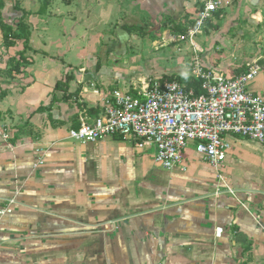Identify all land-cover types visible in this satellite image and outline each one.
<instances>
[{
    "label": "crops",
    "instance_id": "obj_1",
    "mask_svg": "<svg viewBox=\"0 0 264 264\" xmlns=\"http://www.w3.org/2000/svg\"><path fill=\"white\" fill-rule=\"evenodd\" d=\"M64 1L81 14L56 13V0H3L14 29L23 17L14 7L25 12L29 40L7 48L0 26V210L16 202L0 218V264H264V143L230 137L219 170L190 146L184 169L167 171L140 140L69 137L119 85L137 92L147 79L190 77L188 58L170 73L153 58L144 67L129 54L141 30L125 27L162 33L200 0ZM223 2L230 20L251 12L249 0ZM67 77L69 99L51 118L38 113ZM263 81L248 90L264 98Z\"/></svg>",
    "mask_w": 264,
    "mask_h": 264
},
{
    "label": "built area",
    "instance_id": "obj_2",
    "mask_svg": "<svg viewBox=\"0 0 264 264\" xmlns=\"http://www.w3.org/2000/svg\"><path fill=\"white\" fill-rule=\"evenodd\" d=\"M223 9V0H200L192 23L182 24L185 34L172 39V43H190L195 54L190 78L200 83V93L162 77L147 79L137 92L117 89L105 100L103 114L71 130L70 139L85 144L117 135L131 137L154 148L156 164L167 171L184 169V153L190 146L219 170L233 147L230 137L264 143V98L248 90L264 68L255 62L229 77L205 67L199 59L195 38L206 34L209 23ZM42 164L39 160L35 167ZM15 204L9 201L0 210V218L11 214Z\"/></svg>",
    "mask_w": 264,
    "mask_h": 264
},
{
    "label": "rangeland",
    "instance_id": "obj_3",
    "mask_svg": "<svg viewBox=\"0 0 264 264\" xmlns=\"http://www.w3.org/2000/svg\"><path fill=\"white\" fill-rule=\"evenodd\" d=\"M54 7L56 13L60 10L62 13L73 11L81 14L76 5H68L64 0H56ZM234 8L239 11L242 4L236 2ZM250 9L249 16H240L241 18H234V20L228 18V16L234 15V10H226L225 13L220 12L216 20H213L212 24L209 23L205 30L206 34L195 38V42L200 47L199 59L202 61L203 56V58L208 59L205 63L208 68H214L220 73L233 77L225 73L228 68H233L237 74L248 69L255 61H261L258 60L259 58H263L262 62H264V17L261 16V14L264 15V7ZM252 15L259 17V19L256 18V20ZM194 16V12L193 14L182 15L180 21L177 22L178 24H167L169 27L162 33L151 32L147 27L143 28L144 30L135 33V41H132V37L129 38V43L134 44V50L130 51L129 54L143 57L141 64L144 67H147L145 64H150L149 59L153 58L151 61L156 60L159 65L165 68L167 73L174 71L169 69L181 65L184 61L187 64L188 59L190 64L188 63L187 67L193 69L192 62L195 54H193L190 43L179 41L168 44V42L179 35H184L185 33L178 31V28L184 23H192ZM167 77L177 78L176 75ZM118 88L128 92L122 85H119Z\"/></svg>",
    "mask_w": 264,
    "mask_h": 264
},
{
    "label": "trees",
    "instance_id": "obj_4",
    "mask_svg": "<svg viewBox=\"0 0 264 264\" xmlns=\"http://www.w3.org/2000/svg\"><path fill=\"white\" fill-rule=\"evenodd\" d=\"M44 2L45 3L49 2V0H44ZM4 6H5V3L3 2V0H0V26H1V30L3 33V39H4L5 46L7 48L11 47L15 44L16 41H19V40H24L25 45L28 44L29 32L27 30V26L24 24L25 12L19 9L18 6L14 7L15 11L21 12L23 14V17L19 19V23L16 25V29H14L13 25L6 23L4 19L2 18L1 10L3 9ZM125 28L129 32L143 30V29H138L136 27H125ZM178 31L185 32V28L183 26H180L178 28ZM259 64L260 65L264 64V62L259 61ZM245 71L246 70H244L243 72ZM173 80H177L179 83L185 84L188 89L194 88L196 89L198 93H200L199 91L200 83L190 77L176 78ZM70 81H71V78L67 77L65 83H62V82L57 83L54 93L52 95V98L50 100V103L46 106L41 107L37 112L38 113L49 112L50 113L49 117L51 118V111L53 110L55 104L57 102L66 101L69 99L70 96L68 95L69 94L68 91H69ZM58 92H62L64 94L61 99L58 98V95H57Z\"/></svg>",
    "mask_w": 264,
    "mask_h": 264
},
{
    "label": "water",
    "instance_id": "obj_5",
    "mask_svg": "<svg viewBox=\"0 0 264 264\" xmlns=\"http://www.w3.org/2000/svg\"><path fill=\"white\" fill-rule=\"evenodd\" d=\"M249 4L252 8L261 9L264 7V0H249Z\"/></svg>",
    "mask_w": 264,
    "mask_h": 264
}]
</instances>
